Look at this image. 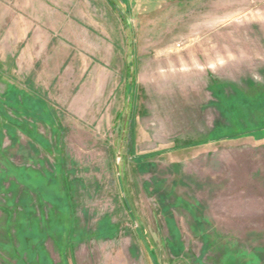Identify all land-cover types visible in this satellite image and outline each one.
I'll list each match as a JSON object with an SVG mask.
<instances>
[{
	"label": "rangeland",
	"instance_id": "374dc122",
	"mask_svg": "<svg viewBox=\"0 0 264 264\" xmlns=\"http://www.w3.org/2000/svg\"><path fill=\"white\" fill-rule=\"evenodd\" d=\"M251 134L264 0H0V264H264L197 199Z\"/></svg>",
	"mask_w": 264,
	"mask_h": 264
},
{
	"label": "crops",
	"instance_id": "0c3cea01",
	"mask_svg": "<svg viewBox=\"0 0 264 264\" xmlns=\"http://www.w3.org/2000/svg\"><path fill=\"white\" fill-rule=\"evenodd\" d=\"M260 138V139H258ZM235 149L229 161L235 168L197 173V199L203 202L208 221L202 227H213L229 236L264 237V136L244 135L229 141ZM220 145H199V151H214ZM215 161V160H214Z\"/></svg>",
	"mask_w": 264,
	"mask_h": 264
},
{
	"label": "trees",
	"instance_id": "16d2710c",
	"mask_svg": "<svg viewBox=\"0 0 264 264\" xmlns=\"http://www.w3.org/2000/svg\"><path fill=\"white\" fill-rule=\"evenodd\" d=\"M202 144V143H201ZM197 146V144H195ZM199 145V144H198Z\"/></svg>",
	"mask_w": 264,
	"mask_h": 264
},
{
	"label": "bare ground",
	"instance_id": "6f19581e",
	"mask_svg": "<svg viewBox=\"0 0 264 264\" xmlns=\"http://www.w3.org/2000/svg\"><path fill=\"white\" fill-rule=\"evenodd\" d=\"M91 89V88H90ZM95 91V90H94Z\"/></svg>",
	"mask_w": 264,
	"mask_h": 264
}]
</instances>
